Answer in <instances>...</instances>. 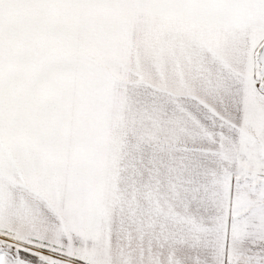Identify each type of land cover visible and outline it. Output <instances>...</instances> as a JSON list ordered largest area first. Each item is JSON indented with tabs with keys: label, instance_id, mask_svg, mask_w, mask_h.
<instances>
[{
	"label": "snow or ice",
	"instance_id": "6c2138e0",
	"mask_svg": "<svg viewBox=\"0 0 264 264\" xmlns=\"http://www.w3.org/2000/svg\"><path fill=\"white\" fill-rule=\"evenodd\" d=\"M0 264H264V0H0Z\"/></svg>",
	"mask_w": 264,
	"mask_h": 264
}]
</instances>
